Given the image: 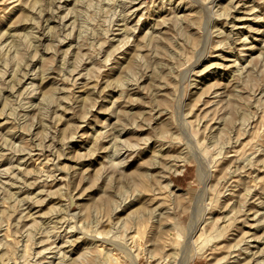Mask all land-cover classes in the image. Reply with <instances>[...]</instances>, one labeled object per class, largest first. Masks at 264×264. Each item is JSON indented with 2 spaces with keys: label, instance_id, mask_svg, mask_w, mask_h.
<instances>
[{
  "label": "rangeland",
  "instance_id": "1",
  "mask_svg": "<svg viewBox=\"0 0 264 264\" xmlns=\"http://www.w3.org/2000/svg\"><path fill=\"white\" fill-rule=\"evenodd\" d=\"M187 257L264 264V0H0V264Z\"/></svg>",
  "mask_w": 264,
  "mask_h": 264
},
{
  "label": "bare ground",
  "instance_id": "2",
  "mask_svg": "<svg viewBox=\"0 0 264 264\" xmlns=\"http://www.w3.org/2000/svg\"><path fill=\"white\" fill-rule=\"evenodd\" d=\"M134 1V0H133ZM171 1V0H170ZM195 1V0H194ZM109 3V2H108ZM128 4V3H127ZM105 6V5H104ZM200 6V5H199ZM196 10V9H195ZM127 11V10H126ZM41 12V11H40ZM55 12V11H54ZM212 12V11H211ZM44 13V12H43ZM121 13H122V11H121ZM179 17V16H178ZM127 18V17H126ZM142 18V17H141ZM180 22V21H179ZM185 22V21H184ZM83 25V24H82ZM181 25V24H180ZM182 27V26H181ZM24 28V27H23ZM132 28V27H131ZM176 28V27H175ZM192 28V27H191ZM82 29V28H81ZM106 29V28H105ZM173 29H174V27H173ZM29 30H31V29H29ZM34 32V31H33ZM109 32V31H108ZM79 33V32H78ZM37 34V33H36ZM12 35V34H11ZM42 35V34H41ZM41 35H39V36H41ZM93 35V34H92ZM207 35V34H206ZM24 37V36H23ZM31 37V36H30ZM173 37V36H172ZM183 38V37H182ZM13 39V38H12ZM35 39V38H34ZM93 39V38H92ZM127 39V38H126ZM161 39V38H160ZM190 41V40H189ZM225 41V40H224ZM16 42V41H15ZM77 42V41H76ZM10 44V43H9ZM17 44H19L18 42H17ZM79 44V43H78ZM78 44H77V46H78ZM75 46V45H74ZM180 47V46H179ZM114 50V49H113ZM116 51V50H115ZM172 51V50H171ZM176 51V50H175ZM201 51V50H200ZM10 52V51H9ZM109 52V51H108ZM5 53V52H4ZM7 53V52H6ZM110 53V52H109ZM203 53V52H202ZM199 54V53H198ZM202 55V54H201ZM14 57V56H13ZM12 57V58H13ZM16 57V56H15ZM108 59V58H107ZM92 60V59H91ZM108 61V60H107ZM191 63H193V62H191ZM190 63V64H191ZM64 66V65H63ZM246 67V66H245ZM172 69V68H171ZM252 69V68H251ZM24 76V75H23ZM13 89V88H12ZM13 92V91H12ZM10 96V95H9ZM49 96V95H48ZM43 101V100H42ZM53 101V100H52ZM29 103V102H28ZM46 105V104H45ZM233 108V107H232ZM41 113V112H40ZM25 115V114H24ZM245 120V119H244ZM186 123V122H185ZM245 124V123H244ZM223 131V130H222ZM6 142V141H5ZM260 144V143H259ZM2 146V145H1ZM257 146V145H256ZM5 147V146H4ZM29 154V153H28ZM249 166V165H248ZM60 170V169H59ZM202 172L199 170L198 171V177L199 178H201V179H204V176L201 174ZM2 174V173H1ZM3 175V174H2ZM200 180V179H199ZM28 184V183H27ZM167 185L169 186V185H172L173 186V183H172V181L171 180H169L168 181V183H167ZM250 192V191H249ZM15 197V196H14ZM13 198V197H12ZM258 212H259V210H258ZM258 214V213H257ZM256 216V215H255ZM62 218V217H61ZM261 222V221H260ZM48 228V227H47ZM69 228V227H68ZM72 228V227H71ZM77 228V227H76ZM79 231H80V229H79ZM50 232V231H49ZM70 240V239H69ZM78 240V239H77ZM69 243V242H68ZM73 243V242H72ZM126 249V248H125ZM128 249V248H127ZM126 249V250H127ZM246 249V248H245ZM61 251V250H60ZM112 251V250H111ZM127 253V252H126ZM262 253V252H261ZM59 255H60V253H59ZM254 255V254H253ZM110 256V255H109ZM107 257V256H106ZM112 257H113V255H112ZM131 257V256H130ZM151 257H154V256H152L151 255ZM114 258V257H113ZM107 259H109V258H107ZM191 257H187V258H185V262H183V264H190V262H191ZM132 261H134L133 262V264H136V259H133ZM105 262H107L106 260H105ZM247 262V261H246ZM249 262V261H248Z\"/></svg>",
  "mask_w": 264,
  "mask_h": 264
},
{
  "label": "crops",
  "instance_id": "3",
  "mask_svg": "<svg viewBox=\"0 0 264 264\" xmlns=\"http://www.w3.org/2000/svg\"><path fill=\"white\" fill-rule=\"evenodd\" d=\"M194 264H198V263L196 262V263H194Z\"/></svg>",
  "mask_w": 264,
  "mask_h": 264
}]
</instances>
